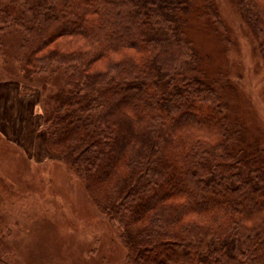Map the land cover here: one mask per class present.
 Listing matches in <instances>:
<instances>
[{
	"label": "trees",
	"instance_id": "obj_1",
	"mask_svg": "<svg viewBox=\"0 0 264 264\" xmlns=\"http://www.w3.org/2000/svg\"><path fill=\"white\" fill-rule=\"evenodd\" d=\"M3 1V26L27 27L24 77L70 69L67 88H51L47 143L113 185L117 202L104 207L125 226L133 261L264 264V142L230 119L234 78L201 69L183 30L190 2ZM237 2L260 34L264 0Z\"/></svg>",
	"mask_w": 264,
	"mask_h": 264
},
{
	"label": "rangeland",
	"instance_id": "obj_2",
	"mask_svg": "<svg viewBox=\"0 0 264 264\" xmlns=\"http://www.w3.org/2000/svg\"><path fill=\"white\" fill-rule=\"evenodd\" d=\"M184 1L190 2L184 35L201 69L208 77L234 78L230 119L264 142V26L258 34L238 0H211L218 16L205 8L207 0ZM25 26L0 21V264H141L127 247L125 226L104 207L117 202L113 185L93 183L59 154L63 146H48L51 88H67L70 69L62 65L28 81L21 69ZM227 91L226 97L235 93ZM147 224L141 218L128 231Z\"/></svg>",
	"mask_w": 264,
	"mask_h": 264
}]
</instances>
